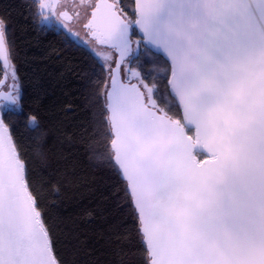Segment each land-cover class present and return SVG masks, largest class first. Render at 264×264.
Instances as JSON below:
<instances>
[{
	"label": "snow or ice",
	"instance_id": "1",
	"mask_svg": "<svg viewBox=\"0 0 264 264\" xmlns=\"http://www.w3.org/2000/svg\"><path fill=\"white\" fill-rule=\"evenodd\" d=\"M136 15L145 46L170 64L183 111L158 109L154 86L145 97L112 75L105 88L110 156L133 198L145 264H264V0H136ZM84 27L118 65L139 47L107 0ZM0 59H9L2 20ZM0 101L18 105L19 96ZM30 189L0 118V264H61Z\"/></svg>",
	"mask_w": 264,
	"mask_h": 264
},
{
	"label": "trees",
	"instance_id": "2",
	"mask_svg": "<svg viewBox=\"0 0 264 264\" xmlns=\"http://www.w3.org/2000/svg\"><path fill=\"white\" fill-rule=\"evenodd\" d=\"M115 1L119 14L134 20L133 0ZM39 4L0 0L19 90L17 107L5 105L0 114L26 162L53 254L61 264H145L137 213L110 156L106 67L62 29L43 24ZM133 38L140 44L128 59L127 79L140 82L143 91L154 86L158 109L181 119L169 93V63L145 48L135 31ZM5 73L0 62V82ZM29 116L38 124H26Z\"/></svg>",
	"mask_w": 264,
	"mask_h": 264
},
{
	"label": "rangeland",
	"instance_id": "3",
	"mask_svg": "<svg viewBox=\"0 0 264 264\" xmlns=\"http://www.w3.org/2000/svg\"><path fill=\"white\" fill-rule=\"evenodd\" d=\"M39 1H40L39 12L41 13V21L43 24H46V25L54 24L58 28L62 29L69 36H71L74 40H76L79 44L83 45L88 50H90L93 54H95L104 66L105 64H107L111 67V69L113 68L115 57H116V52L107 46H102V45L97 44L93 39L89 37V35L86 32V29L84 28V24L88 22L90 12L92 8H94V5L97 0H39ZM110 1H113L116 3L115 0H110ZM41 4H43V7H41ZM117 9L120 12L118 5H117ZM62 12H66L71 17V20L62 19L61 18ZM122 17L124 19H127L123 15ZM135 19H136V16L134 20H128L132 26L134 25ZM134 31L137 34V31L133 29L132 35H131L132 40L137 41L136 39L133 38ZM132 47L133 49H135L132 52V54L134 55L137 49L136 43H133ZM94 49L96 51H94ZM97 51L104 53V54L111 53V57L108 60H104L101 55H97ZM106 70L108 72V76H110V72L107 67H106ZM127 70H128V61L127 63H123V66H122L123 80L126 82L134 81V79L133 80L127 79L128 78ZM7 72H8L12 92L18 94L19 90H18L17 78L14 72V68L10 66V64H9ZM8 76H7V73H5L4 78L0 82V88L8 89V86H9ZM138 83L142 87V84L140 82ZM144 91H145V97H147L148 93L146 90ZM10 107L16 108L17 105L16 106L11 105Z\"/></svg>",
	"mask_w": 264,
	"mask_h": 264
},
{
	"label": "water",
	"instance_id": "4",
	"mask_svg": "<svg viewBox=\"0 0 264 264\" xmlns=\"http://www.w3.org/2000/svg\"><path fill=\"white\" fill-rule=\"evenodd\" d=\"M101 2H102V0H97V1H96L95 5H94V8H93V9L91 10V12H90V16H89V19H88V20H90V19L92 18V12L95 10V6H96L97 4H99V3H101ZM107 3H109V4H114V5H115V3H114L113 1H110V0H107ZM133 4H134L135 16H136V19H137V15H136V0H133ZM115 10H116V7H115ZM116 11H117V10H116ZM117 14L120 16V18H121L122 20H124L125 22L129 23L128 19H126V20H127V21H126V20H125L120 14H119L118 11H117ZM61 18H62V19H65V16H64V15H61ZM136 19H135V21H136ZM135 21H134V25H133V26L129 23V35L131 36V35H132V30L135 29V30L137 31V35L141 38V37L143 36V33L140 31V29H139V27L136 25ZM86 29H87V28H86ZM131 38H132V36H131ZM141 41H142V40H141ZM142 44L144 45L145 48L149 49V50L152 51L153 53H155V54L161 56L162 58H164V59L166 60V57H164L162 53L157 52L154 48H152L151 45H146V46H145V44H144L143 41H142ZM102 46H107V45H102ZM107 47H108V46H107ZM131 55H132V53L129 55L128 59L130 58ZM119 61H120V56H119L118 53H116L114 66H113V68H112L113 71L110 72V76H109V81H108V86H107L108 89H111V87H112V78H111L112 75H115V78H116L117 84H118L121 80H123V76H122V65H123V64H119V65H118V62H119ZM0 62H1L3 68H4V70L6 71L7 76H8V72H7V70H8V67H9V61H8V60L5 61L4 59H0ZM169 66H170V64H169ZM170 75H171V73H170ZM170 75H169V77H170ZM8 82H9V86H8V90H7V91H12V89H11V85H10V81H9V76H8ZM125 82H126V81H125ZM131 83L136 84V85L141 89V87L138 85V83H136V82H131ZM168 86H169V84H168ZM141 90H142V89H141ZM142 91H143V90H142ZM2 92H5V91H2V90H1L0 93H2ZM169 93H170V95L175 99L176 104H177V106L179 107L180 112H181V119H183V111H182V108H181V106H180L178 100H176V98H175L174 95L172 94L171 89H170V86H169ZM1 102H2V101H1ZM2 103H3V102H2ZM6 105H10V106H11V104H6ZM106 111H107V109H106ZM107 116H109L108 111H107ZM0 118H1V114H0ZM108 121H109V120H108ZM109 127H110V122H109ZM8 132H9V131H8ZM204 156H205V158H207V153H204ZM117 169H118V168H117ZM118 171H119V170H118ZM119 173H120V172H119ZM120 176H121V178H122L121 173H120ZM122 179H123V178H122ZM123 180H124V179H123ZM124 181L126 182V180H124ZM126 186H127V182H126ZM127 190H128V189H127ZM129 194H130V193H129ZM130 196H131V195H130ZM131 199H132L133 206H134V208H135V205H134V202H133V198H132V196H131ZM135 211H136V209H135Z\"/></svg>",
	"mask_w": 264,
	"mask_h": 264
},
{
	"label": "clouds",
	"instance_id": "5",
	"mask_svg": "<svg viewBox=\"0 0 264 264\" xmlns=\"http://www.w3.org/2000/svg\"><path fill=\"white\" fill-rule=\"evenodd\" d=\"M26 124H28L29 126L33 125V124H38V120L37 118L33 117V116H29Z\"/></svg>",
	"mask_w": 264,
	"mask_h": 264
},
{
	"label": "flooded vegetation",
	"instance_id": "6",
	"mask_svg": "<svg viewBox=\"0 0 264 264\" xmlns=\"http://www.w3.org/2000/svg\"><path fill=\"white\" fill-rule=\"evenodd\" d=\"M115 3V2H114ZM115 7H116V10L118 11V9H117V6H116V4H115ZM93 9V8H92ZM119 12V11H118ZM63 13H66V12H63ZM68 15V14H67ZM69 16V15H68ZM70 17V16H69ZM65 20H71V18L70 19H66L65 18ZM85 28V27H84ZM86 29V28H85ZM86 32H87V34L89 35V33H88V29H86ZM89 37L91 38V39H93L90 35H89ZM94 40V39H93ZM95 41V40H94ZM96 42V41H95ZM7 91L8 89H3V88H0V91ZM0 103H2L1 101H0Z\"/></svg>",
	"mask_w": 264,
	"mask_h": 264
}]
</instances>
